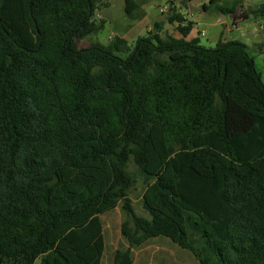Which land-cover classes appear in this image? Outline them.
I'll list each match as a JSON object with an SVG mask.
<instances>
[{"label": "trees", "instance_id": "1", "mask_svg": "<svg viewBox=\"0 0 264 264\" xmlns=\"http://www.w3.org/2000/svg\"><path fill=\"white\" fill-rule=\"evenodd\" d=\"M245 2L203 10L264 21V0ZM108 4L0 0V264H103L101 216L118 207L129 248L113 264L159 237L199 264H264V82L249 47L188 40L195 24L171 3L180 38L156 23L133 46L79 49ZM140 8L126 0L129 19ZM131 161L149 218L129 198Z\"/></svg>", "mask_w": 264, "mask_h": 264}, {"label": "rangeland", "instance_id": "2", "mask_svg": "<svg viewBox=\"0 0 264 264\" xmlns=\"http://www.w3.org/2000/svg\"><path fill=\"white\" fill-rule=\"evenodd\" d=\"M152 1L154 2L151 8L154 11L163 7H171V3L169 2V0ZM201 1L202 0H198V2H196V5H192V8H186L182 3V7H180V10L186 18L190 17L188 19L189 21L199 22L198 24H195V30L193 34L200 39V45L205 48L214 49L216 48L218 41V39H216L218 28H210L206 25V23H213L217 21L218 16L212 12H205L203 10V7L200 5ZM205 1L208 4L210 0ZM262 1L263 0H246L245 7L257 8L262 3ZM188 3L189 2L186 1L185 4L188 5ZM167 16L168 15L164 16L165 23H167ZM221 17L228 18V16ZM235 20L237 21V19ZM252 22L253 21L250 20L246 23ZM254 26L255 25L252 24V27ZM115 28L116 26H111L109 23H106L104 28L91 39H98L103 44H109V42L112 40L109 39L110 36L114 32H117ZM176 31V29H173V32ZM202 31L205 32V36L201 35ZM168 32L169 31H167V33ZM76 43L78 45V42ZM256 49V46H254L253 48H249V54L252 57L255 56V52H257ZM256 58L258 71L262 74V79L264 80V60H261V58L263 57H261L260 54ZM128 171L132 172L135 175L136 179V182L129 193V198L131 200L133 210L137 216L149 218V214L145 211L142 204L143 194L145 192V184L143 182V179L139 176L137 166L134 164L133 161L129 163ZM126 218L127 217L125 216L120 207H118L111 213L101 216V219L103 221L104 238L106 243V251L103 259V264H113L115 252L117 250H127L129 248V244L124 239L121 232L122 223L125 221ZM131 251L133 256V264H199V262L190 252L179 248L176 244L171 242V240L165 237L151 239L142 247L132 249ZM35 264H41V259H38Z\"/></svg>", "mask_w": 264, "mask_h": 264}, {"label": "crops", "instance_id": "3", "mask_svg": "<svg viewBox=\"0 0 264 264\" xmlns=\"http://www.w3.org/2000/svg\"><path fill=\"white\" fill-rule=\"evenodd\" d=\"M134 1L138 3L141 7L139 13L142 14V16L140 18L129 19L127 17L126 0H108L109 4L107 7H104L100 10H96L95 12L96 20L105 21V23H109L111 26H116L115 29L117 32H114L110 36L109 38L110 40L115 37H120L125 39L129 43V45L132 46L135 44L137 39L146 36L147 33L154 28V25L156 23L164 24L163 32H162L163 35L170 34L175 38L181 37L178 31L173 32V29L177 30L176 24L171 25L165 23L164 16L168 15L169 11L166 14H162L161 10L162 9L169 10V7H163L154 11L151 8L154 1L152 0H134ZM186 1L189 2L188 5L185 4ZM169 2L173 4V7L177 10L178 13L182 14L185 17V15L180 10V7H182V3L184 4V7L192 8L193 7L192 5H196L197 4L196 2H198V0H169ZM205 4H207V2L205 0H202L200 5L203 7ZM189 18L190 17H187L186 19L188 20ZM192 23L198 24L199 22L195 21ZM241 24L242 23H239L238 20L236 21L233 16H229L228 18L218 16L217 21L213 23H206V25L210 28L211 27L218 28L216 34V39H218V41L221 35H223L222 37L224 41L238 40L246 44L249 48L250 47L253 48L254 46H256L257 52H255L254 59L257 68L256 57L261 54V57H263L261 58V60L262 59L264 60V48L263 50L259 48L264 43V21H256V22L254 21L252 23H246V24L243 23L244 26ZM252 24H254L255 26L252 27ZM194 30H195V25L191 34L187 38L188 40L198 38L193 34ZM167 31L169 32L167 33ZM98 33L99 32L93 33L81 40H78L77 47L79 49L88 48L89 46L97 43H100L104 46L109 45V44L101 43L98 39L95 40L91 39L92 37L96 36ZM231 37H236V38H231Z\"/></svg>", "mask_w": 264, "mask_h": 264}, {"label": "built area", "instance_id": "4", "mask_svg": "<svg viewBox=\"0 0 264 264\" xmlns=\"http://www.w3.org/2000/svg\"><path fill=\"white\" fill-rule=\"evenodd\" d=\"M168 11H169L168 9H162V10H161V13H162V14H166ZM201 35H202V36H205V32L202 31V32H201Z\"/></svg>", "mask_w": 264, "mask_h": 264}, {"label": "water", "instance_id": "5", "mask_svg": "<svg viewBox=\"0 0 264 264\" xmlns=\"http://www.w3.org/2000/svg\"><path fill=\"white\" fill-rule=\"evenodd\" d=\"M90 16H91V13H90Z\"/></svg>", "mask_w": 264, "mask_h": 264}]
</instances>
